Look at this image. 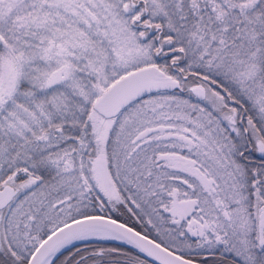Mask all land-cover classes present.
Here are the masks:
<instances>
[{"label":"snow or ice","instance_id":"1","mask_svg":"<svg viewBox=\"0 0 264 264\" xmlns=\"http://www.w3.org/2000/svg\"><path fill=\"white\" fill-rule=\"evenodd\" d=\"M0 264H264V0H0Z\"/></svg>","mask_w":264,"mask_h":264}]
</instances>
